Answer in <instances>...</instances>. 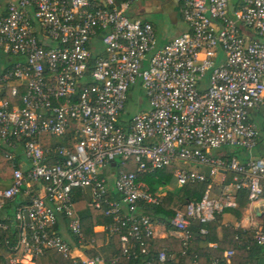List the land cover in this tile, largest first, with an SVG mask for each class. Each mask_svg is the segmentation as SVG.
Wrapping results in <instances>:
<instances>
[{
  "label": "built area",
  "instance_id": "built-area-1",
  "mask_svg": "<svg viewBox=\"0 0 264 264\" xmlns=\"http://www.w3.org/2000/svg\"><path fill=\"white\" fill-rule=\"evenodd\" d=\"M6 1L0 150L14 169L11 187L0 189V213L23 189L28 202L0 220V232L17 233L15 248L31 264L48 251L71 264H181L165 252L151 259L156 232L142 212L162 201L140 179L175 161L210 170L209 179L175 170L180 187L232 175L219 197L210 196L208 184L199 201L174 210L170 226L183 255L207 235L209 223L235 207L238 192L246 190L248 203L264 209L262 134L250 120L264 110V0H179L187 30L163 46L150 23L126 15L147 0ZM136 88L148 109L132 114L128 103ZM18 147L25 169L14 164ZM231 149L240 154L212 155ZM85 188L91 190L87 206L110 221L93 230L117 238L118 255L105 259L97 239L84 235L74 194ZM252 233L235 239L264 246V230ZM233 256L225 251L210 264H230Z\"/></svg>",
  "mask_w": 264,
  "mask_h": 264
},
{
  "label": "crops",
  "instance_id": "crops-1",
  "mask_svg": "<svg viewBox=\"0 0 264 264\" xmlns=\"http://www.w3.org/2000/svg\"><path fill=\"white\" fill-rule=\"evenodd\" d=\"M6 9L7 1L0 0V16L5 15ZM126 15L130 19L150 23L154 28L156 37L159 40L158 42L165 43V45L171 42L175 37L185 33L187 30V26L182 19L181 3L179 0H147L146 2L132 5L128 9ZM165 21L169 22L170 26L174 28V33L169 38L165 36L167 27ZM100 45V42L95 43V53L101 52ZM8 61L9 58H4L3 62H5V66L3 69H5L9 64ZM147 109L146 101V106L141 107L138 112L145 111ZM250 120L258 127L262 134L260 150H262L261 152H264V110L261 112H253L250 116ZM57 142L58 141L56 140L49 141L50 145H54ZM0 152L4 155V152L6 151L0 150ZM238 153L240 154L239 151L231 149L225 150L223 153L213 152L212 155L214 157L215 155H219L225 159H228V157L238 155ZM14 158L17 162V164H14L19 167L21 166L23 169L27 168V166L24 165L25 161L22 155L21 147L17 148ZM13 169V164L11 165L10 163H7L0 156V189L4 190L11 187ZM128 170L135 171V166H130ZM175 170L198 173L209 179L210 170L208 167L180 161H175L171 166L162 170L140 176L142 183H144L151 192L157 194V196L162 201L160 206L149 208L146 207L142 212L144 215L153 220L154 229L156 232V237L151 241V246L149 247V249L153 252H150L151 259L155 258L157 253L165 252L167 256L172 258L174 263L178 262L181 264H193L194 261H197L198 264H210L212 259L221 258L225 251L233 250V258L235 257L237 259V263L239 264H264V252H259L252 258V260L248 259V261L247 259H241L242 255L238 256V253L243 249L251 250L254 247H259L260 245L258 246L252 243L249 246L245 243L244 239L239 238V240H236V233L242 232L241 235L237 236H244V238L246 237L247 239H251L253 236V230H264V209L261 206L259 207L258 205H250L249 203H246L243 200L244 198L240 196L235 197V207L225 210L217 216L213 223H209L207 235L196 237L190 244L186 255H183L181 243L175 235L173 228L170 226V221L173 217L174 210H183L188 202L199 201L208 188V184H211L210 196L212 198L219 197L222 192V187L227 186L232 182V175L227 173L223 176H217L214 182L208 181V183L204 184L190 183L184 187H180L174 178ZM168 185L169 188H167ZM155 187H158L157 191H155ZM110 190L112 192V196L118 198V196L115 194V191L113 190L112 181L110 182ZM74 197L77 208H86V205L91 198V190L89 188L79 190L75 192ZM27 202L28 198L26 194L24 192L20 193L13 201L9 203L7 208L0 213V220H10L13 218L16 209L25 205ZM100 226H96L94 228ZM199 228L200 224L195 222L193 224L192 230L197 232ZM96 230L98 231V228ZM0 233H10L9 240L3 239L0 234V264H6L8 261L15 262L16 264H31L29 259L24 256L22 249L19 247L15 248L17 246V233L12 230ZM244 233L248 235H244ZM63 235L67 241H71V238L68 236L65 230H63ZM115 239L116 238L110 237L108 235H104L103 238L97 239L95 246L97 248V252H100L99 254L101 255L106 254L107 256L112 257V254L115 252ZM7 240L10 241L12 246H14L15 249H13V251H9L10 249L8 246H6L5 241ZM73 247L75 251L74 254L78 255V249L76 250V247ZM89 253L94 254V252ZM116 253H118V251ZM116 253L114 255H118ZM232 261L233 260H231L230 264H233Z\"/></svg>",
  "mask_w": 264,
  "mask_h": 264
},
{
  "label": "trees",
  "instance_id": "trees-1",
  "mask_svg": "<svg viewBox=\"0 0 264 264\" xmlns=\"http://www.w3.org/2000/svg\"><path fill=\"white\" fill-rule=\"evenodd\" d=\"M95 58L96 56H91L90 59H89V62H88V65H89V70L88 72L90 73L92 68H93V65H94V61H95ZM1 153V152H0ZM2 157L3 160L6 161V159L4 158V155L1 153L0 155ZM7 163H10L12 164L11 162L9 161H6ZM14 163L17 164L16 160L14 161ZM15 164V166H17ZM24 192V189L21 190V193ZM248 193L246 190H242L240 192L237 193V196L239 197H242L244 198L243 200L248 203ZM236 196V197H237ZM15 199V198H14ZM239 200V199H238ZM76 203V201H75ZM242 205V204H241ZM244 205V204H243ZM87 206V205H86ZM77 212H78V215L80 217V220H81V223L83 225V232H84V235L86 236V238H90V237H95L96 239H100V238H103L104 235H106L105 233H101V232H93V229L94 227L96 226H100V225H106V224H109L110 221L106 218H103L102 214L100 212H97L91 208H89L88 206L85 208V207H81V208H77ZM97 213V214H96ZM98 215V216H96ZM217 218V217H216ZM216 220V219H215ZM213 223V222H212ZM169 225V224H168ZM211 225V224H210ZM209 224L207 225V229L209 228L208 227ZM170 227V226H168ZM1 234V233H0ZM237 235H241L242 232H237L236 233ZM9 235L10 233H3L1 234V236L3 237V239H8L9 240ZM244 235H248V234H245ZM201 237V236H199ZM203 238V237H202ZM199 239V238H198ZM207 239V238H206ZM116 240V245H115V252L112 254L114 255L117 251L118 253L116 254H119L120 250H119V242L117 240V238L115 239ZM239 244V243H238ZM240 245V244H239ZM238 245V247H239ZM99 251V250H98ZM150 252H152L150 250ZM259 252H264V246L263 247H257V248H253L251 250H247V249H243L241 252L238 253V256L239 255H242L241 256V259H248L249 260H252V258L254 256H256ZM100 253V252H99ZM153 253V252H152ZM111 255V256H112ZM105 259H108L110 256H107L106 254L102 255ZM207 258H208V255H207ZM240 259V260H241ZM232 263L233 264H239L237 263V259L234 257L232 259ZM239 260V259H238ZM36 264H71L70 262L64 260L63 258H61L59 255H57L56 253L54 252H51V251H48L46 252L37 262ZM124 264H140V262L138 260H131V261H126L124 262Z\"/></svg>",
  "mask_w": 264,
  "mask_h": 264
},
{
  "label": "rangeland",
  "instance_id": "rangeland-1",
  "mask_svg": "<svg viewBox=\"0 0 264 264\" xmlns=\"http://www.w3.org/2000/svg\"><path fill=\"white\" fill-rule=\"evenodd\" d=\"M231 4H235V2H237L238 0H229ZM166 24V37H171L174 33V28L170 26V23L165 21ZM158 39V38H157ZM159 41V40H158ZM165 45V43H160L159 42V46H163ZM4 56L1 54L0 52V69L2 70L5 66V62H3L4 60ZM145 107L146 106V100L143 94V91L140 88H136L134 90V92L131 94V98L130 101L128 103V112L129 113H136L138 112L141 107ZM119 169V168H118ZM111 181H113V179H111ZM164 187V186H163ZM167 188H169V185L167 186ZM158 187H155V191H157Z\"/></svg>",
  "mask_w": 264,
  "mask_h": 264
}]
</instances>
